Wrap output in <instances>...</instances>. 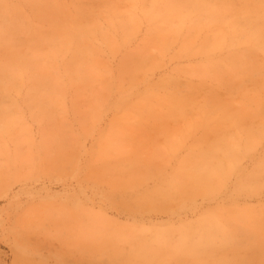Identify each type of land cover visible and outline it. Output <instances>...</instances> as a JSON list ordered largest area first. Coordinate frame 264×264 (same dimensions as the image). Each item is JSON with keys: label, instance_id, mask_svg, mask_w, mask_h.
Here are the masks:
<instances>
[{"label": "rangeland", "instance_id": "1", "mask_svg": "<svg viewBox=\"0 0 264 264\" xmlns=\"http://www.w3.org/2000/svg\"><path fill=\"white\" fill-rule=\"evenodd\" d=\"M0 2L14 12V24L30 23L42 31L17 33L18 56L29 58V44L37 43L39 62L50 61L63 84L51 116L32 110L26 73L2 100L16 119L18 140L4 135L1 142L8 155H0V164L9 166L0 176V264H264V82H259L264 41L250 36L244 20L255 1L230 0L218 19L192 11L166 40L153 32L140 1ZM47 5L63 6L69 15L81 5L93 15L97 30L85 38L88 47L81 54L91 64L87 81L65 68L72 51L47 56L57 38L54 25L40 14L46 9L58 14ZM113 11L126 20L132 16L131 23L112 24ZM253 17L264 31L262 10L254 8ZM216 39L220 44L213 45ZM207 40L211 44L203 48ZM5 48L0 43V62ZM230 51L245 55L253 66L240 74L207 67ZM128 66L138 69L134 82ZM144 93L149 94L144 109L124 114L116 105L120 99L132 104ZM187 97L184 109L190 111L181 115L176 98ZM215 102L240 114L227 126L239 156L230 171L198 193L147 198L157 187L168 189L180 162L224 130L217 109L205 124V110ZM53 125L58 130L49 131ZM106 137L117 147L108 150ZM56 139L61 149L52 142ZM130 163L140 179L131 189L115 186L118 176H126L117 168ZM146 170L155 172L141 176ZM211 220L222 229L206 243L194 241L201 228L209 237L204 225Z\"/></svg>", "mask_w": 264, "mask_h": 264}, {"label": "bare ground", "instance_id": "2", "mask_svg": "<svg viewBox=\"0 0 264 264\" xmlns=\"http://www.w3.org/2000/svg\"><path fill=\"white\" fill-rule=\"evenodd\" d=\"M130 4L135 5L138 1H140L145 8V15L152 23L153 32L162 37L164 40L170 37L172 33H175L181 26V23L185 16L195 11L199 14V16H205L208 19H218L222 11L229 6L230 0H127ZM255 1L252 9H249L245 12L244 20L250 26L251 34L250 36L255 39H263L264 41V31L261 29V22L258 18L253 17L254 8H258L262 10L264 13V0H252ZM1 3V2H0ZM0 43L5 42L6 48L4 50V59L0 62V155L6 156L8 155L2 149L1 142L3 140L4 135L10 136L11 139L17 141L18 138L15 135V124L16 119L11 118L8 114L7 109L3 106L2 100L5 99L10 90H12L16 85L21 76L23 74H27V80L30 82V94L32 98L31 108L35 110L38 116L53 115V107L59 102V94L62 92L63 84L61 83L60 78L54 71V65L51 66L50 61L48 64L44 62H39L40 58V47L37 43H30L29 48L31 51V56L27 59L20 58L18 56V42L15 38L17 33H25L31 32L34 35H41L42 31L38 28H34L30 23L26 25H16L12 22L13 19V11H10L6 4H0ZM47 7H51L57 11L58 14L48 13L47 9L44 13L40 14L41 19H46L50 21L54 26L53 34L57 38L54 41V44L50 47L49 58H54L55 55L64 53L67 51H72V56L69 61H67L64 65L65 68L70 72L71 76L79 77L87 81V75L89 74L91 64L87 62L84 56H81L82 51L83 54L86 52L88 47L85 38L94 34L97 30L95 26V22L90 17L91 13L81 9V5L77 7V13L74 15H69L63 11V6L55 5ZM52 9V10H54ZM93 16V15H92ZM131 19L126 20L119 14H115L113 11V18L111 17L110 22L112 24H119L120 27L125 28L129 23H131ZM233 43V40H230V44ZM24 44V43H23ZM211 44L210 40H207L203 45V48H207ZM213 45L220 44V40L216 39ZM264 50V46L261 48ZM1 51V50H0ZM253 55V52L250 53ZM84 58V59H83ZM214 65V66H210ZM253 66V64H249L248 58H245V55L230 51L224 61L209 60L207 67L218 68L221 72L230 71L235 74H240L241 72H246L248 68ZM226 68V69H223ZM129 72L128 78L130 82H134L137 78L136 71L138 69L136 66H128L125 68ZM54 71V72H53ZM260 79L259 82H264V77ZM148 93H144L143 95H137V100L128 104L123 99H120L116 105L120 109H125L124 114L132 113L134 110H139L140 108L144 109L145 105L142 104V100L148 97ZM178 103V111H180L181 115L187 114L184 106L189 101L190 98H176ZM215 106L207 107V117H204L205 124H208V120L211 119V113L214 109L220 110L222 115L220 119L223 121L219 124L224 130H221L219 135H216L214 140L210 142L207 148L203 149L199 154L189 155L185 160L180 162V165L173 171L174 177L173 180H169L168 189L165 187H157L150 192L146 193L147 198H152L159 200L160 198L170 197L172 195H182V194H193L198 193L200 190H205L209 185H211V181H218L223 178L225 174H227L232 168V163L238 159V145L236 141V137L228 134L227 126L229 125V120L231 122L238 121L240 118V114L230 111L226 106H221L215 102ZM151 111V110H147ZM149 113V112H148ZM13 117V115H12ZM109 129L114 131L112 125L109 126ZM58 127L52 126L49 128V131H56ZM48 132V130H46ZM50 133V132H48ZM52 134V133H51ZM47 138V137H46ZM48 139V138H47ZM105 144L107 145L108 150L116 148L115 143L116 140L113 137H106ZM168 143H171V138L168 136ZM55 143V146L58 149H61V143L59 140L52 141ZM115 145V146H114ZM106 151V155L110 153ZM6 153V154H5ZM109 156V155H107ZM105 156V157H107ZM32 157V156H31ZM15 161L18 159V156H13L12 158ZM20 160L28 163L30 159L24 158L21 156ZM132 160V159H131ZM264 164V159L262 160V165ZM9 162L6 165L0 164V176L5 173L6 169H8ZM116 164L113 165V168L116 169ZM152 169V168H148ZM119 171L118 181H113V184L116 186H124V189H131L134 187V184L138 179H140L137 172V167L130 163L127 168H117ZM116 170V171H117ZM155 170H146V172L141 173V176H147L154 173ZM255 173L253 172L248 176L249 178H253ZM210 181V182H209ZM201 192V191H200ZM173 197V196H172ZM168 201V200H167ZM204 220L202 221V223ZM210 235L209 237L204 236L200 231L204 228H201L198 231L199 236L194 239L196 242H208L210 238L214 235V230H221L222 227L216 220H211L208 224L204 225L207 228ZM212 228V231L209 229ZM86 229L85 226L81 227V230ZM31 230V229H30ZM159 239V238H158ZM100 240V239H97ZM138 248L142 251H147V247L141 241L137 242ZM138 249V250H139ZM197 252H194V254Z\"/></svg>", "mask_w": 264, "mask_h": 264}]
</instances>
